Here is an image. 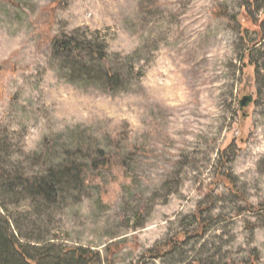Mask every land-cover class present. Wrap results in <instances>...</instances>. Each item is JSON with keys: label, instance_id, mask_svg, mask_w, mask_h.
Listing matches in <instances>:
<instances>
[{"label": "rangeland", "instance_id": "rangeland-1", "mask_svg": "<svg viewBox=\"0 0 264 264\" xmlns=\"http://www.w3.org/2000/svg\"><path fill=\"white\" fill-rule=\"evenodd\" d=\"M78 30L131 57L124 88L70 81L52 41ZM0 139L35 172L110 161L38 223L59 246L100 264H264V0H0Z\"/></svg>", "mask_w": 264, "mask_h": 264}, {"label": "trees", "instance_id": "trees-1", "mask_svg": "<svg viewBox=\"0 0 264 264\" xmlns=\"http://www.w3.org/2000/svg\"><path fill=\"white\" fill-rule=\"evenodd\" d=\"M81 33L78 30L52 41L53 57L67 64L70 81H76V76L85 81L98 75L108 91L124 88L135 72L131 57L112 56L106 42L99 37V31L91 36ZM260 43L256 42L252 47ZM8 145L0 139V264H100L98 253L53 243L44 230L46 227L38 228V223L47 222L50 211L64 196L87 190L89 171L108 168L110 161L105 154L97 151L103 159L84 156L86 162L72 157L58 163L47 157L45 160L39 158L33 164L38 167L35 172L16 159V153ZM202 215L200 212L193 217L198 231L192 237H199V231L207 230L209 221ZM25 227L33 230L32 233L24 234ZM37 230L41 231L39 235ZM173 241L171 239L164 246L173 250L177 245L176 240Z\"/></svg>", "mask_w": 264, "mask_h": 264}, {"label": "water", "instance_id": "water-1", "mask_svg": "<svg viewBox=\"0 0 264 264\" xmlns=\"http://www.w3.org/2000/svg\"><path fill=\"white\" fill-rule=\"evenodd\" d=\"M253 101L252 97H246L242 102H241V108L243 109L245 106H247L250 102Z\"/></svg>", "mask_w": 264, "mask_h": 264}]
</instances>
